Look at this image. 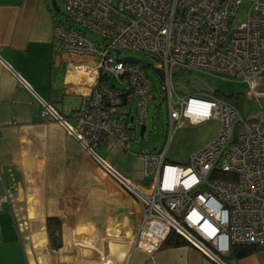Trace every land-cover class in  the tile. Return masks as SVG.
Returning a JSON list of instances; mask_svg holds the SVG:
<instances>
[{
	"label": "built area",
	"instance_id": "1",
	"mask_svg": "<svg viewBox=\"0 0 264 264\" xmlns=\"http://www.w3.org/2000/svg\"><path fill=\"white\" fill-rule=\"evenodd\" d=\"M61 2L64 21L53 23V38L63 53L81 59L67 65L64 87L83 103L72 115L73 126L47 102L41 118L59 121L106 173L135 192L140 201L135 246L152 255L175 231L214 261L232 245L264 250V116L254 121L212 96L180 94L174 81L178 70L219 78L243 85L247 99L255 98L264 77V0ZM244 3L242 24L236 17ZM123 53L159 62V69L150 65L167 105V139L159 152L140 155L141 184L127 181L96 155L104 138L128 150L129 123L142 126L156 100L147 67L139 60L125 62L130 57ZM122 107L128 110L119 113ZM208 120L219 123L216 139L185 165L170 162L174 131ZM5 201L0 197V205Z\"/></svg>",
	"mask_w": 264,
	"mask_h": 264
},
{
	"label": "crops",
	"instance_id": "2",
	"mask_svg": "<svg viewBox=\"0 0 264 264\" xmlns=\"http://www.w3.org/2000/svg\"><path fill=\"white\" fill-rule=\"evenodd\" d=\"M53 23L54 17L46 0H0V197L6 198L0 205V264H30L25 244L33 254L32 264H86L74 260L72 255L76 253L65 245L66 231L70 230V224L66 222L70 213L67 206L75 203L74 194L69 200L64 183L56 187L48 184L49 179L62 182L87 179L86 166L94 169L95 176L103 178L112 189L107 192L109 216L102 217L99 211L88 209L81 224L82 246L79 249H88L92 254L96 251L99 259L94 254L93 263L218 264L191 246L158 250L152 255L130 248L129 241L138 220V205L114 179L94 164L91 157L84 155V151L82 153L79 143L66 133L62 125L41 118L42 102L54 100L53 108L64 111L54 107L57 98L50 94V87L57 90L52 84L56 59ZM71 62L76 63L68 61L64 75ZM64 82L65 76L60 89L65 95L83 100L74 90L67 91ZM255 94L264 99V77ZM262 116L264 112L258 118ZM97 149L116 173L135 184L142 183L140 159L122 156L125 150L109 138H104ZM28 173L39 178L41 199L49 213L43 223L44 215L39 219L36 209L31 210L35 216L29 211V225L23 240L15 215L16 195L24 196L26 203L31 205V197L38 196L33 189L36 185L25 182ZM102 187L100 191L105 192L106 188ZM97 191L102 198L103 194ZM50 217L59 219L62 225V247L57 251L50 248L46 233V218ZM112 239L118 243L114 245ZM105 246L108 248H103ZM116 256L119 261L114 260ZM221 262L264 264V250L239 260Z\"/></svg>",
	"mask_w": 264,
	"mask_h": 264
},
{
	"label": "rangeland",
	"instance_id": "3",
	"mask_svg": "<svg viewBox=\"0 0 264 264\" xmlns=\"http://www.w3.org/2000/svg\"><path fill=\"white\" fill-rule=\"evenodd\" d=\"M50 13L53 15V17L58 21H64V8L62 6L61 0H46ZM55 2L58 12H55L52 10L51 3ZM246 11H247V5L244 3L241 8L238 11V15L236 17V20L238 23H245L246 18ZM91 37H94L92 35H89ZM122 58L130 57L139 60L140 62L149 63L153 66L154 69H159L160 64L159 62L151 59L150 57L143 56L141 54L137 53H123ZM55 69L52 72V84L57 89L60 90L62 87V82L64 79V69L65 65L68 61L77 62L79 61V58L72 54H65L61 51L59 43L55 41ZM81 60V59H80ZM151 67L146 68V73L150 76V78L153 81L154 87H155V95L156 100L152 101L149 104L148 111L146 113L145 119H144V127L145 132L143 137L141 138L139 136L140 126H138L135 122L129 123L128 130L131 132V142L128 150H125L124 153L122 152V156L128 155L132 158L140 159V155L142 154H150L153 152H159L165 145V141L167 139L168 132L166 131V124H167V105L166 102L163 101L160 98V92H159V85H160V79L159 75L154 71V69ZM175 85L177 87V90L182 91L184 94H190L193 91H200L205 90L209 93H213L214 91H220L222 94H237L244 92L245 94V102L243 104V116L249 117V118H258V116L264 112V99L262 98H252L247 99V93L245 92L244 86L233 81H227L222 79H215V78H204L202 76L197 75H183L180 79L175 81ZM56 104L54 107L58 109H63L65 112H68L70 110H74L79 108L83 100L80 97L75 96H69L64 95L61 97L58 95ZM128 110L127 108H120L119 113L122 111ZM129 110L131 112V115H135V106L132 105V107H129ZM136 117V115H135ZM49 122H58L60 125H62L59 121L53 119L48 120ZM67 124L70 126H73V121L70 119L67 121ZM62 127V126H61ZM219 123L215 120H208L203 123L197 124V125H184L182 128L177 129L173 133L172 140L169 144L168 151H167V159L174 163L179 165H185L187 161L189 160V157L193 155L194 153L200 151L203 149L206 145L211 143L213 140L216 139V137L219 134ZM67 133V132H66ZM118 146V145H117ZM120 147V146H118ZM122 148V147H121ZM124 150V149H123ZM83 153V150H82ZM85 153V152H84ZM84 155L88 156L87 153ZM96 155L100 158H103V153H101L98 149H96ZM90 157V156H89ZM92 159V158H91ZM94 164L99 167L104 173L106 171L102 167V165L98 164L94 159H92ZM104 160V159H102ZM141 160V159H140ZM105 162V160H104ZM106 163V162H105ZM107 164V163H106ZM142 165V163H141ZM86 173L87 179H82L79 181V179H70L69 181L65 180L64 182L57 180H50L48 181V184H55L54 186H60L62 183L66 185V189H68L69 192H66V195H69V200L71 199L70 196L74 194L72 198L75 200V203L73 202L71 205H68V209L70 210V213L67 215L66 222L67 224H70V230L66 231V238L67 241H65V245L67 248L75 252L76 254L72 255V257L80 261L85 262L86 264H91L90 260L93 263L94 254H96L95 257L99 254L96 253H89L88 249H83L80 251L79 246H82V237H81V224L83 222L84 217L86 216V213L90 209H93L95 211H99L100 216H106L110 214L108 211V204L110 202V199L108 198V191L110 192L112 189H110V186L106 185V181L103 178H100L99 176H95L93 170L86 166L84 168ZM142 169V167H141ZM109 177L114 179V181L125 191L127 195H130L135 203L138 205L140 209V201L136 197V195L130 191L126 190L125 187H123L112 175L109 173H106ZM25 182L36 185V187H33V189L38 193V196H32L31 197V205L30 203H26V200L24 199V196L16 195L15 199V215L16 219L19 224L20 232L22 239L24 240L25 230H27V226L29 225L28 222V214L29 217L31 215V210H35V213L39 219H41V216H43L42 221L45 222V215L48 214L45 210V206L43 205L41 195H40V182L38 181L39 178L32 176L30 173L26 175ZM121 176V175H120ZM93 181V182H92ZM128 181V180H127ZM131 182V181H129ZM95 183V184H94ZM133 183V182H131ZM135 184V183H133ZM96 186V187H95ZM103 186V187H102ZM100 187L106 188L105 192L100 191ZM33 190V191H34ZM99 190L103 197L101 198L98 194ZM18 192V191H17ZM112 197L119 198L118 195H114L110 193ZM15 197V196H14ZM72 197V196H71ZM112 199V198H111ZM68 200V201H69ZM44 201V200H43ZM26 205V206H25ZM57 206V205H55ZM42 208V211L39 209ZM89 209V210H88ZM31 211V212H29ZM35 213L32 212V216H35ZM139 218V217H138ZM138 224V220H137ZM137 227H135V231L131 236L130 239V248L133 250H139L138 247L135 246L134 241L137 238ZM114 242V245L118 243L117 241H114V239L111 240ZM111 244L113 245V243ZM26 251L28 254V258L30 261V264L33 263V254L28 247L27 244ZM102 244L100 243L99 246ZM107 245V244H103ZM105 249L108 248V246L103 247ZM129 249V248H128ZM99 252V251H98ZM144 252V251H143ZM101 253V252H100ZM145 253V252H144ZM101 254H104L103 252ZM154 254V253H153ZM73 260V261H74ZM114 260L119 261L117 256ZM99 261V260H98ZM121 261V260H120ZM114 264V263H112Z\"/></svg>",
	"mask_w": 264,
	"mask_h": 264
},
{
	"label": "trees",
	"instance_id": "4",
	"mask_svg": "<svg viewBox=\"0 0 264 264\" xmlns=\"http://www.w3.org/2000/svg\"><path fill=\"white\" fill-rule=\"evenodd\" d=\"M58 21L54 18V23ZM188 74L196 75V74H191L189 72L178 70L177 72L174 73V81L180 79L181 77H183V75H188ZM202 77L211 78V77H206V76H202ZM177 91L180 94H184L182 91H179V90ZM50 94L53 98L55 96L57 98L59 95L61 99H62V96L65 95L64 92H62L61 90H54L52 87H50ZM190 94L208 95L216 99L222 100L228 105L234 107L241 114V116L244 117L243 112H242L243 104L245 102L244 92L237 93V94H222L220 91H214L213 93H209L205 90H200V91H193ZM52 102H54V100ZM52 102L50 101L49 104L51 105ZM77 110L78 108L74 110H70L66 113L64 111H60V112L57 111V112L59 116L61 117V119L67 122L72 118L73 113ZM244 118H247V117H244ZM251 119L254 121L257 120V118H251ZM102 140L103 139L100 140L98 147ZM222 178L225 179L226 177L222 176ZM61 229H62V225L59 219L53 218V217L46 219V233L48 237V242H49L50 248L54 251H57L62 247ZM184 246H191V245L181 235H179L175 231H170L167 237L165 238V240L159 246L158 250L174 249V248H179V247H184ZM258 251H262V249L256 245H232L230 247L229 253L227 255L221 256L220 259L224 262L227 260H239L241 258L252 255Z\"/></svg>",
	"mask_w": 264,
	"mask_h": 264
},
{
	"label": "water",
	"instance_id": "5",
	"mask_svg": "<svg viewBox=\"0 0 264 264\" xmlns=\"http://www.w3.org/2000/svg\"><path fill=\"white\" fill-rule=\"evenodd\" d=\"M51 7H52V10H54L55 12H58L59 11L58 8H57V6H56V4H55V2H52L51 3ZM125 62L138 63L139 61L137 59H134V58H126L125 59ZM141 63H142V66L143 67H151V65L149 63H144V62H141ZM144 132H145V127H144V125H142V126H140V131H139V136L141 138L143 137ZM46 219H48V218H46ZM215 262L218 263V264H223L220 259H216Z\"/></svg>",
	"mask_w": 264,
	"mask_h": 264
}]
</instances>
